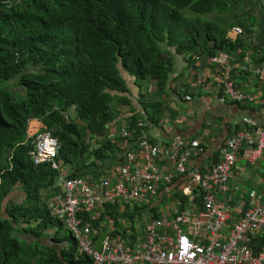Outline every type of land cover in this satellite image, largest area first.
I'll return each mask as SVG.
<instances>
[{"label":"trees","instance_id":"1","mask_svg":"<svg viewBox=\"0 0 264 264\" xmlns=\"http://www.w3.org/2000/svg\"><path fill=\"white\" fill-rule=\"evenodd\" d=\"M256 2L264 8V0ZM231 9L228 0H0V264H92L69 230L71 245L59 236L64 224L49 215L45 200L58 189L57 170L32 162L28 121L40 119L58 139L57 159L69 177L103 175L125 144L108 137L120 115L135 140L138 108L154 125L172 114L165 97L176 55L195 70L196 57L203 65L219 51L234 60L249 51L245 13ZM234 25L243 32L231 40ZM14 86L23 98L14 97ZM14 190L24 199L15 200ZM105 213L115 225L124 215L117 203L105 204Z\"/></svg>","mask_w":264,"mask_h":264},{"label":"built area","instance_id":"2","mask_svg":"<svg viewBox=\"0 0 264 264\" xmlns=\"http://www.w3.org/2000/svg\"><path fill=\"white\" fill-rule=\"evenodd\" d=\"M242 32L234 25L227 37L234 40ZM206 65L212 68L219 102L264 104V90L247 92L234 83L236 71L264 79V60L258 62L249 51L234 60L219 51ZM202 81L200 76L197 82ZM185 90L183 86L179 97L189 100ZM138 112L135 140L125 115L110 127L108 137L125 144L119 142L123 149L99 177H69L68 168L57 159L58 139L48 130L29 136L32 162H48L57 170L58 189L45 204L49 215L70 231L77 253L92 264H264V244H259L264 238V185L259 197L249 193L255 197L251 202L234 200L230 185L240 154L250 166L264 163V123L246 119L239 128L232 126L217 159L211 155L198 167L194 158L204 149L201 139L152 137L150 131L159 125L172 128L168 114L154 125L142 109ZM164 197L167 204L160 207ZM113 203L124 213L117 219L119 225L109 213L104 215V205ZM102 231L107 233L96 250Z\"/></svg>","mask_w":264,"mask_h":264},{"label":"crops","instance_id":"3","mask_svg":"<svg viewBox=\"0 0 264 264\" xmlns=\"http://www.w3.org/2000/svg\"><path fill=\"white\" fill-rule=\"evenodd\" d=\"M245 32L250 33V31L248 32L247 30ZM258 42H264V35ZM247 50L252 53L255 60H259L261 59V55L264 54V44H255L253 47L249 45ZM179 57L180 59L176 55L175 72L173 74L176 78L174 80L175 82L170 84V88L172 89L165 98L169 101V105L173 102L176 108L180 107L182 113L177 114L176 112L178 110L172 111L171 115L168 114L170 121H172V119L173 121L175 120L174 124L171 123L172 128L159 125L150 131V135L160 139H169L172 136H181L184 138H198L202 136L201 140L205 144V148L194 158L196 166L199 167L206 164L209 156L214 154L218 155V150L222 145L223 138L228 133V129L225 128L226 124H240L245 122L246 119H251L257 124H263L264 104L238 105L230 101L219 102L216 98L214 74L213 71L210 70V66H204L205 62L203 65L198 62L195 63V71L194 68L187 65L182 56ZM194 74L197 75L194 76ZM200 76H207L205 77V82H197ZM193 81L195 82L194 84H196V82L198 83L195 87L190 84ZM234 83L239 89L247 92H261L264 90L263 78L253 77L240 71L234 73ZM183 85L189 89L196 88L193 89L194 93L188 92L191 95L189 100L179 97V94H182L180 90ZM133 89L135 90L132 95L135 97L138 95V88L134 85ZM132 102L134 105H138L136 97ZM125 109L127 108H124V110ZM183 112L185 113L183 114ZM216 118H219V120L214 121ZM44 128L45 125L40 119H30L27 127L28 137L39 131H43ZM219 128H222V130L219 131ZM205 137L207 139H204ZM233 173L230 179V185L234 187V200L240 199L242 195L241 192H244L246 188H251L250 192H255L256 196L259 197L264 185L263 162H258L255 166H250L246 161L245 155L240 154L234 165ZM16 191L17 190H14L12 195H14ZM245 197L246 196L243 198Z\"/></svg>","mask_w":264,"mask_h":264},{"label":"rangeland","instance_id":"4","mask_svg":"<svg viewBox=\"0 0 264 264\" xmlns=\"http://www.w3.org/2000/svg\"><path fill=\"white\" fill-rule=\"evenodd\" d=\"M228 1L231 4V8H232L231 12L232 13L236 12L237 14H240V15L245 13V17H243L241 19V22L243 24L247 25V28H246L247 30H248V27L251 29L250 33H247V32L243 33L246 40H248L247 41L248 46L251 45V47H253L255 44H258V45L264 44V42H261V43L258 42V40L264 35V13H263L264 8L262 7V5L258 2H256L257 0H228ZM250 21H253V25H250ZM253 39H254V41H253ZM177 57L180 59L179 55H177ZM126 80H127L128 85L131 89V92L133 93V91L135 90V89H133V86H134V84L132 82L133 79H131V77H128V78H126ZM11 89L10 90L12 91L14 97H16L17 99L23 98V96H24L23 88H21L19 86H14ZM137 96H135V97L137 98ZM169 107L171 109L170 111L178 110L176 112L177 114L182 113L181 108L180 107L176 108L175 104L173 102L170 103ZM126 111H127V109H125V110L122 109L121 113L126 112ZM184 113L185 112H183V114ZM72 115H73V112H72ZM207 126H208V124H207ZM201 137L202 136H199L198 139H201ZM204 139H207V138L205 137ZM90 141H91V144L93 146H94V144H96L95 138H92ZM250 190H251V188H246L244 190V192H241L242 195L240 196V198L247 201V202L254 201L255 197L254 198L249 197ZM14 195H12V196L14 197L15 200H21V199L23 200L25 197V194L21 190L16 191L14 193ZM244 196H246V197L243 198ZM167 201H168L167 198L164 197L162 203L160 204V207L167 204ZM59 236L62 239H67L68 245H71L72 240L70 239L69 231L65 226H64V228H62L60 230Z\"/></svg>","mask_w":264,"mask_h":264},{"label":"water","instance_id":"5","mask_svg":"<svg viewBox=\"0 0 264 264\" xmlns=\"http://www.w3.org/2000/svg\"><path fill=\"white\" fill-rule=\"evenodd\" d=\"M106 231H102L101 234L96 238L95 240V249L96 250H100L101 248V242L103 240V238L106 236Z\"/></svg>","mask_w":264,"mask_h":264}]
</instances>
